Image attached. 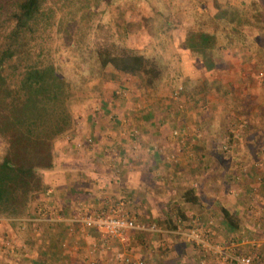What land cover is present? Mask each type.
I'll list each match as a JSON object with an SVG mask.
<instances>
[{
    "label": "rangeland",
    "instance_id": "374dc122",
    "mask_svg": "<svg viewBox=\"0 0 264 264\" xmlns=\"http://www.w3.org/2000/svg\"><path fill=\"white\" fill-rule=\"evenodd\" d=\"M214 1L46 0L51 17L33 26L20 54L39 68L52 66L69 117L51 140L52 166L41 173L42 180L50 175L51 190L45 185L33 196L25 217L0 216V264H117L109 258L119 251L116 242L85 257L96 232L72 219L77 209L92 214L120 198L126 212L137 199L135 220L161 230L133 232L131 254L149 264H236L223 254L264 264V0H227L218 11ZM125 21L132 24L127 35ZM7 26L0 15V37ZM190 30L213 34L205 58L186 46ZM123 46L144 57L142 71L101 66L98 54ZM179 129L181 139L171 135ZM4 147L0 138V154ZM153 153L160 167L148 165ZM67 179L87 185L82 202H63L72 189ZM156 185L159 215L143 195ZM188 190L195 203L181 200ZM150 202L157 214L143 206ZM220 206L238 218V228L225 223ZM39 210L48 220L30 221ZM192 228L207 246L185 235Z\"/></svg>",
    "mask_w": 264,
    "mask_h": 264
},
{
    "label": "trees",
    "instance_id": "16d2710c",
    "mask_svg": "<svg viewBox=\"0 0 264 264\" xmlns=\"http://www.w3.org/2000/svg\"><path fill=\"white\" fill-rule=\"evenodd\" d=\"M227 5V0L223 3L215 0L213 10ZM51 13L46 0H0V15L8 22L0 37V138L5 144L0 154L2 217H25L30 200L46 189L41 173L52 166L51 140L63 131L69 117L59 99L62 80L55 75L52 66L46 64L39 68L38 63L22 61L20 54L33 26L49 19ZM131 25L126 21L121 25L125 35L132 32ZM212 36L207 31L190 30L185 44L205 58L206 45ZM98 57L101 66L110 64L121 73L135 74L145 66L144 57L126 46L116 54L100 53ZM213 59L207 57L206 64L210 68L214 67ZM183 196L188 202L196 201L191 190ZM220 211L226 224L239 227L238 218L226 207L220 206ZM48 225L50 222L46 223ZM167 226L175 229L173 224Z\"/></svg>",
    "mask_w": 264,
    "mask_h": 264
},
{
    "label": "built area",
    "instance_id": "2783aa9c",
    "mask_svg": "<svg viewBox=\"0 0 264 264\" xmlns=\"http://www.w3.org/2000/svg\"><path fill=\"white\" fill-rule=\"evenodd\" d=\"M178 93L180 92H174V98H177L179 95ZM116 94L121 95L122 92L117 90ZM171 135L181 139L182 136H185V130H173ZM223 148L226 149L225 146ZM125 201L126 204L129 203L128 199ZM115 204V207L109 205L107 208L96 210L92 214H85L82 210H76L75 217L72 221L79 223L82 230L91 229L96 232V242L90 244L85 250V257L90 256L91 258L100 252H109L111 242H116L119 251L109 255V258L112 261L121 264H149L146 260L135 257L131 254L133 232L154 234L161 232L160 228L154 222L139 223L131 213L123 211L122 208L125 205L124 199L120 198ZM45 217V211L41 212V210H39L37 216L31 218L30 221L48 220ZM58 219L59 218H56L54 220ZM185 235L191 240L197 241L200 245L207 246L206 240L203 243L202 240L196 239L197 228L190 229ZM215 251L216 253L218 252L214 249V252ZM224 257H227L229 261H234L236 264H252V258L250 255H237L231 257L228 254H223V258ZM224 260L226 259L224 258ZM89 264H94V261H91Z\"/></svg>",
    "mask_w": 264,
    "mask_h": 264
},
{
    "label": "crops",
    "instance_id": "0c3cea01",
    "mask_svg": "<svg viewBox=\"0 0 264 264\" xmlns=\"http://www.w3.org/2000/svg\"><path fill=\"white\" fill-rule=\"evenodd\" d=\"M243 39V38H242ZM239 43L241 44V45H243V44H245V42H244V40H243V43H241L240 42V40H239ZM226 50V49H225ZM227 51V50H226ZM230 51V52H229ZM227 52H229L230 54H228V55H226V56H228V57H230L231 59L232 58H234V57H231V54H233V50L231 49V50H228ZM245 55H247L248 54V52H247V50L246 49H244V52H243ZM226 56H223V57H226ZM250 55L248 54L247 55V57H249ZM225 60V59H224ZM240 62H241V60H239V61H237V64H239V66H240V68L238 69L239 71H245V67H243L241 64H240ZM214 66H216V63H214ZM208 69V68H207ZM244 81V80H243ZM151 156H153V158L151 157V158H149V162H148V165L149 166H152V167H160V165H161V161H159V157L157 156V154H155V153H153V154H151ZM157 159V160H156ZM62 165V164H61ZM63 165H65V163L63 162ZM62 165V166H63ZM129 166L128 167H130V168H133L134 167V165H135V162H133V163H131V164H128ZM68 166H72L71 164H68ZM65 167H66V165H65ZM54 168V167H53ZM64 169V167H62V170ZM67 174H68V172H67ZM66 174V175H67ZM69 175V174H68ZM50 175H48L47 177H45L44 175H43V182H44V184L48 187V190L50 191L51 190V188L50 187H52L51 186V184H52V182H50V180H47L46 178H48ZM73 179V178H72ZM68 181H70V179L68 180H66V182H63L64 184H66L67 186V188H72V189H70V192L67 190V191H64V193L65 194H63V202L65 201V202H67V201H74V200H78V201H83L85 198L84 197H82L83 195H85L84 193H81L82 192V190L84 189L82 186H87L85 183H80V182H73V183H68ZM71 181H73V180H71ZM146 181V180H145ZM133 184H137V181H133ZM157 184V183H156ZM53 185V184H52ZM142 186H144V184H142ZM54 188H55V186H53ZM132 187V186H131ZM83 188V189H82ZM128 188H130L129 186H128ZM82 189V190H81ZM97 189V188H96ZM134 188L132 187V190H133ZM151 188H148V190H146V191H144L143 190V195H145L144 196V198L146 199V200H149V199H151L152 201H154V206H156L157 208H158V214L155 212V210L153 209V206H152V204H151V202H150V205L149 204H144L143 206H148V207H151L152 206V209L150 210L151 212H150V214H152V215H154V214H157V215H159V211H160V209H162L163 207H164V204L162 205V206H157L156 205V201H162L160 198H159V196H155V194L157 193L156 191H158V193L157 194H159V192L161 191V189L159 188V186H157L156 185V189H154V188H152L151 189V191H149ZM101 192H103L102 190H101ZM82 194V195H81ZM96 195H98V194H96ZM160 195V194H159ZM101 196V194H99V197ZM96 197V196H95ZM99 197H97V198H89V200H92L93 202H96L97 203V201H99V200H101V198H99ZM126 197H128V196H126ZM125 197V198H126ZM137 198H141V196H136ZM155 197V198H154ZM84 198V199H83ZM120 198V197H119ZM143 198V200L145 201V199ZM126 199H128V198H126ZM158 199H160V200H158ZM129 200V199H128ZM137 199H135V198H133V205L132 206H129L128 205V207H127V210H128V212L129 213H135V212H138V211H140V209L138 208V209H134V207H135V204H136V201ZM181 200H184V199H181ZM197 200V199H196ZM54 201H56V203H59L57 200H54ZM78 201H76V202H78ZM63 202L61 203V204H63ZM130 202V201H129ZM188 202V201H187ZM160 203V202H159ZM182 203V202H181ZM191 203V202H190ZM180 205V204H179ZM177 206H178V203H177ZM176 206V207H177ZM183 207H184V205H183ZM141 212V211H140ZM59 218V217H58ZM59 220H62V221H65L66 222V219H61V218H59L58 220H55V221H59ZM71 219H68L67 221H70ZM77 225V224H76ZM89 247V246H88Z\"/></svg>",
    "mask_w": 264,
    "mask_h": 264
}]
</instances>
